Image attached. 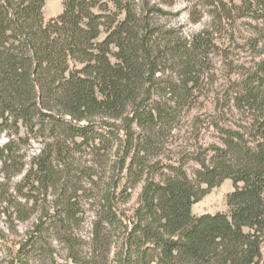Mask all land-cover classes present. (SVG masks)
<instances>
[{
    "label": "trees",
    "instance_id": "obj_1",
    "mask_svg": "<svg viewBox=\"0 0 264 264\" xmlns=\"http://www.w3.org/2000/svg\"><path fill=\"white\" fill-rule=\"evenodd\" d=\"M44 4L0 0V130L44 124L72 138L98 135L96 121L146 132L175 122L174 111L152 102L160 97L155 65L173 60L179 84L167 93L182 109L196 87L198 41H174L162 54L148 9L123 0H62V13L47 22ZM232 97L251 120L246 137L221 130L222 148L196 159L193 178L174 166L160 182L145 180L121 264H257L264 257V51ZM124 148L133 151L129 142ZM227 179L234 187L228 212L192 215V205ZM119 221L107 214L108 223Z\"/></svg>",
    "mask_w": 264,
    "mask_h": 264
},
{
    "label": "rangeland",
    "instance_id": "obj_2",
    "mask_svg": "<svg viewBox=\"0 0 264 264\" xmlns=\"http://www.w3.org/2000/svg\"><path fill=\"white\" fill-rule=\"evenodd\" d=\"M123 2L148 9L162 54L174 41L201 44L196 87L176 111L167 86L179 83L168 57L155 65L160 97L152 102L175 112L172 125L146 132L122 120L96 121L98 135L72 138L44 124L0 130V264H121L145 180L160 182L174 166L193 178L196 159L222 148L221 130L246 137L251 120L234 109L232 96L262 58L264 0ZM62 10V0H45L44 22ZM233 190L222 181L192 205V215L227 213ZM110 212L120 221L108 223Z\"/></svg>",
    "mask_w": 264,
    "mask_h": 264
}]
</instances>
